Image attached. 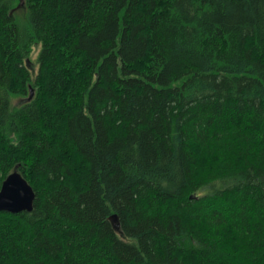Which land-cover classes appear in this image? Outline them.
<instances>
[{"label":"trees","instance_id":"1","mask_svg":"<svg viewBox=\"0 0 264 264\" xmlns=\"http://www.w3.org/2000/svg\"><path fill=\"white\" fill-rule=\"evenodd\" d=\"M19 3L0 189L36 198L0 211V264H264V0Z\"/></svg>","mask_w":264,"mask_h":264},{"label":"water","instance_id":"2","mask_svg":"<svg viewBox=\"0 0 264 264\" xmlns=\"http://www.w3.org/2000/svg\"><path fill=\"white\" fill-rule=\"evenodd\" d=\"M35 198L36 194L33 187L16 169L4 180L0 189V211L13 214L24 211L31 212L34 208ZM111 220L113 221L114 228L120 231L118 216L114 214Z\"/></svg>","mask_w":264,"mask_h":264},{"label":"rangeland","instance_id":"3","mask_svg":"<svg viewBox=\"0 0 264 264\" xmlns=\"http://www.w3.org/2000/svg\"><path fill=\"white\" fill-rule=\"evenodd\" d=\"M21 5H22V3H21V0H20V3H19L18 8H20ZM22 10H24L23 7H21L20 10H18L15 13H17L18 15H20V14H22ZM40 49H41V45L40 44H35L33 46V51L31 53V57H30V62L32 63L31 70L33 71V74H36L37 71H38V68H39V64L37 62V59H38V56H39Z\"/></svg>","mask_w":264,"mask_h":264}]
</instances>
